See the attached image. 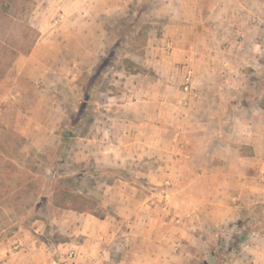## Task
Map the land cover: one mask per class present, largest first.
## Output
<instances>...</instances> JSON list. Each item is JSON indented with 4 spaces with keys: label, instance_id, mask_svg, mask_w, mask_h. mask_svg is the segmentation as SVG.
<instances>
[{
    "label": "rangeland",
    "instance_id": "1",
    "mask_svg": "<svg viewBox=\"0 0 264 264\" xmlns=\"http://www.w3.org/2000/svg\"><path fill=\"white\" fill-rule=\"evenodd\" d=\"M185 1L0 0V242L36 228L50 264H264V0ZM87 27L93 63L61 47L6 100L38 42ZM65 190L94 210L58 207Z\"/></svg>",
    "mask_w": 264,
    "mask_h": 264
},
{
    "label": "crops",
    "instance_id": "2",
    "mask_svg": "<svg viewBox=\"0 0 264 264\" xmlns=\"http://www.w3.org/2000/svg\"><path fill=\"white\" fill-rule=\"evenodd\" d=\"M187 3L188 2L185 1V4H187ZM216 4L218 6H220V4H224V0H192V3L188 4V5L192 6L193 9L190 7H187V5H185V6L178 9V16L181 17L183 15H192V14L193 15H197V14L206 15V14H208L209 16L210 15L218 16V15L223 14L221 6L218 7V9H216L217 7H213ZM207 5H210V6L208 7ZM208 10H210V11L208 12ZM91 12H93V11H91ZM91 12H90V14H93ZM94 14L95 15L100 14L99 10H97V11L95 10ZM204 21L201 20V21H199V23L195 22V24H193V25H190V24L184 25V27H187L191 32L196 31V32L205 33L204 31H206L208 29L211 30V27L209 24H205ZM182 27L183 26H181V27L178 26L177 30L179 32H182ZM92 28L93 27H87L85 29L86 31H84L86 33L84 36H83V34H81V33H83L81 30L78 39L75 40V42L73 44L72 43L70 44L68 41H66L65 45H59V44L57 45V44L52 43V48L55 49L57 47L58 51H55L54 49L53 50H47L46 48H50L51 46H49L48 44L44 45L43 43L38 42V44H36V46H34L32 52H31V55H30V57L34 58V61L32 62L33 65H31L25 71H23L24 69L22 70V75H21L22 77L20 79L21 83L20 84L16 83L15 88L13 90L10 89L9 87H8V89H3L2 92L6 93V97H5L6 100H10L11 101L10 103L16 102V101L23 99V98L24 99L28 98V100H30L32 98L31 97L32 95H30V92H31L30 90H33L32 92H38L34 88V84L32 82L33 81L32 80L33 77H31L32 73L34 74V72L38 68L39 71H36V73L38 72V74H39L40 70L42 69L40 67H43V66H44L43 71H45L46 68L48 67L47 65H49V64H52V66L51 65L49 66V68L51 70V68L56 67L55 65L57 64V62L59 60L63 61L64 63L67 62V58L64 55V53L60 52V50L62 49L61 47H64V46L65 47H74L75 48V52H74L75 58H76V56H78V58H80L81 61H83V62L90 61V63H93V61L95 60V56L93 55L92 52H94V51H92L91 53L89 51L92 49V47H94V48L99 47L100 45L98 43L100 41L95 40L93 33H91ZM72 31H74V34H75L76 32H79V28H74ZM185 42H186V46H187V45H189L190 40H187ZM172 46H173V42H172V44H171V41L166 43V47L169 48ZM76 49H77V51H76ZM69 56H72V55L69 54ZM43 58L44 59L49 58V59L43 60ZM46 63H47V65H45ZM45 66H47V67H45ZM112 97L113 96H108V98H110V99ZM0 98H2V97H0ZM34 98L35 99L37 98L36 101H30V103L31 104L34 103L36 106H38V111H42L43 110L42 108L44 107V105H42V102H43L42 95L36 96ZM50 102L48 103L49 109L46 110L47 116L45 115L46 116V123L49 127L55 128L59 125V122H57L54 119L55 113L51 108H53V106H54L53 103L56 101L52 100ZM45 116L43 117V115L40 116V114H38V117H42V119L45 118ZM32 232L38 233L39 230L36 228H32ZM32 232L29 233L30 235L25 233V232H22V233L16 232L13 235L9 236V238H7V240L1 241L0 242V247H1L0 248V264H41V263L42 264H48V263L50 264V262H48L49 254L47 253L49 251V248L48 247L44 248L42 242H40V241L38 242L37 241L38 238ZM253 262H251L250 264H254Z\"/></svg>",
    "mask_w": 264,
    "mask_h": 264
},
{
    "label": "trees",
    "instance_id": "3",
    "mask_svg": "<svg viewBox=\"0 0 264 264\" xmlns=\"http://www.w3.org/2000/svg\"><path fill=\"white\" fill-rule=\"evenodd\" d=\"M2 9L4 12H7L8 6L5 5ZM55 204L61 209L72 210L78 213L92 212L95 208V203L92 200L76 195L68 190L62 191L61 196Z\"/></svg>",
    "mask_w": 264,
    "mask_h": 264
},
{
    "label": "built area",
    "instance_id": "4",
    "mask_svg": "<svg viewBox=\"0 0 264 264\" xmlns=\"http://www.w3.org/2000/svg\"><path fill=\"white\" fill-rule=\"evenodd\" d=\"M187 76H188V77L191 76V71H190V70L187 71ZM189 88H191V85H190V83H189V80H187V81L184 83V85H183V90H184V92L188 91ZM71 254H72V253H70L69 256H71ZM58 260L61 261L60 258H59Z\"/></svg>",
    "mask_w": 264,
    "mask_h": 264
}]
</instances>
